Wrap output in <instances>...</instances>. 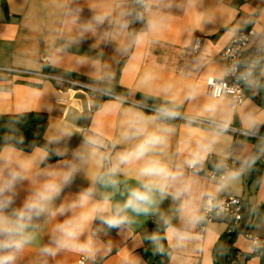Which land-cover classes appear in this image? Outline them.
<instances>
[{"label":"crops","instance_id":"obj_1","mask_svg":"<svg viewBox=\"0 0 264 264\" xmlns=\"http://www.w3.org/2000/svg\"><path fill=\"white\" fill-rule=\"evenodd\" d=\"M97 17H103L102 22H97ZM152 18L162 22L156 31L148 29ZM248 30L253 34L241 67L251 76L245 83V100L233 110L229 97L208 96L207 84L223 79L221 53L238 34ZM141 33L145 35L138 42ZM255 50L262 52L251 62ZM0 68L22 72L0 73V116L45 114L44 138L56 156L55 161L45 164L41 157L47 153L40 148L30 152L12 147L0 150V157L34 161V177L15 189L14 208L45 178L35 173L64 168L65 162L73 159L72 150L83 147L85 137H97L103 144L97 148L98 157L114 158L130 149L137 141L124 139L129 123L137 115H156L144 107L159 109L175 99L181 117L213 125L172 119L156 120L149 126V130L162 124L172 128L167 146L150 156L170 167L183 166L185 175L195 179L188 210L181 211L182 201L173 200L170 194L158 197L148 213H130L134 222L119 229L108 228L99 218L86 222L81 240L92 241L87 255L62 251L55 258L43 257L39 250L50 243L56 226L81 211L60 214L56 209L62 204L93 186L95 201L107 195L113 203L123 202L128 190L138 186L139 163L116 177V188L94 183V174L104 168L85 164L53 202V214L35 221V239L18 264H77L80 258L85 264H264V253L255 252L242 235L230 243L224 220L201 232V219L195 224L189 219L192 211L201 217L206 197H238L244 209L242 230L264 235V0H152L145 9H141L140 0H0ZM43 75L87 85L118 99L93 91L78 92L72 85ZM193 89L195 96L186 99ZM213 102L217 110L206 112V106ZM250 115L258 121L254 128L248 122ZM225 120L228 129L217 138L203 164L195 171L184 166L197 142L209 138ZM65 128L74 133L71 139L63 135ZM253 140L262 142L254 157ZM249 159L255 163L222 191L215 190L218 183L207 181L205 171L222 161L242 165ZM153 234L158 235V241L148 239ZM229 246L235 251L231 259L227 258Z\"/></svg>","mask_w":264,"mask_h":264},{"label":"clouds","instance_id":"obj_2","mask_svg":"<svg viewBox=\"0 0 264 264\" xmlns=\"http://www.w3.org/2000/svg\"><path fill=\"white\" fill-rule=\"evenodd\" d=\"M152 0H144L146 8L150 7ZM97 22H102L103 17H97ZM161 20L149 19V31H156L161 27ZM127 25H122L126 27ZM91 29L86 28L85 31ZM145 33L137 36L139 42ZM233 69H226L225 72ZM223 75V73L221 74ZM244 78L251 76V72H245ZM215 97L222 95V90L213 93ZM195 96V90L186 94V99ZM179 101L173 99L170 106L164 105L157 110L152 117L137 115L134 121L130 122L124 132L125 140H134L132 147L125 151L118 152L114 158L99 156L98 147H103L101 141L94 136L84 138L83 147L72 150L73 159L65 162L61 169H48L35 173L44 175L42 181L37 182L35 191L28 196L19 207H13L17 198L15 191L18 184L34 177V161H14L7 157H0L3 164L0 165V264H18L24 252L32 245L36 232L35 221L45 214L52 213L53 202L59 197L63 189L74 181L77 172L82 165L96 164L103 167L104 171L94 174V183L100 182L105 187L116 188L118 181L116 177L123 174L125 168L139 163L138 186L128 190L127 197L123 202L113 203L109 196L95 201V188L79 193L77 198L66 205H61L56 211L60 214L80 209L78 215L64 221L56 226L54 235L49 244L40 248V254L46 258H55L62 251H71L87 255L92 241L81 240L84 234L86 222L99 218L110 229H119L130 225L134 218L130 213L139 215L146 214L156 199L171 195L173 200L182 201L181 211L188 210L192 202V193L196 181L193 177L186 176L183 166L170 167L160 159L150 156L155 150L167 146L168 137L172 128L162 124L153 130L149 126L156 120L167 121L180 116L178 111ZM217 110V103L213 102L206 106L205 111L214 113ZM249 125L254 128L258 123L257 119L250 115ZM228 122L222 121L218 130L209 138L197 142L196 147L188 153L183 165L187 168L197 170L210 154L217 143V138L228 129ZM63 135L71 139L74 133L70 128L63 130ZM62 155V153H56ZM66 154V153H64ZM46 159V154L41 160ZM101 161L105 163L102 165ZM255 163V160L244 161L239 169L231 170L220 177L216 191H222L229 182L237 181L243 173ZM190 222L195 224L201 219L194 211L189 214ZM167 223V221H165ZM179 239L184 237L177 233ZM152 242L158 241L159 237L153 234L148 237Z\"/></svg>","mask_w":264,"mask_h":264},{"label":"built area","instance_id":"obj_3","mask_svg":"<svg viewBox=\"0 0 264 264\" xmlns=\"http://www.w3.org/2000/svg\"><path fill=\"white\" fill-rule=\"evenodd\" d=\"M141 9H145L144 0H140ZM253 34L251 30L245 31L243 33L238 34L232 42L227 46L223 52L221 53V58L225 63L226 69H233L232 71H228L223 73L222 80H211L207 84L206 93L208 96L220 99L222 97H229L231 101V109H235L239 105L243 103L246 98L245 94V83L247 78H244L243 72L241 70V61L245 50L247 48V44L249 41V37ZM200 45V39L196 40V46ZM261 50H255L251 62L256 61L260 55ZM0 73L4 75H12L15 73H22L19 71L11 70V69H2L0 68ZM46 78H51L55 81H60L66 83L68 85H72L76 87L78 92H88L93 91L97 94H100L102 97L118 99L116 96L111 94L103 93L99 90H95L87 85H83L76 82L71 81H63L60 79H55L51 76H44ZM217 90H222V95L220 97H215L213 93ZM91 107V104L88 103V108ZM147 111L151 113L157 114V108L153 107H144ZM177 121H186L193 124L202 125L205 127H213L208 122H202L194 119H187L179 116L176 119ZM242 165L233 160H224L214 168L205 171V176L209 183H219L220 177L226 175L229 171L239 169ZM217 220H224L227 224L226 228V236L229 239L235 238L239 235L245 237L251 243L255 252L264 253V235L255 236L251 233L242 230L243 222H244V209H243V201L238 197H230V198H212L206 197L203 201L201 208V224L199 229L203 232L209 224L214 223ZM77 264H85V259L80 258L77 261Z\"/></svg>","mask_w":264,"mask_h":264},{"label":"trees","instance_id":"obj_4","mask_svg":"<svg viewBox=\"0 0 264 264\" xmlns=\"http://www.w3.org/2000/svg\"><path fill=\"white\" fill-rule=\"evenodd\" d=\"M241 70H243L242 67ZM46 125V115L40 113L0 116V150L4 147H12L30 152L35 148H40L47 153L45 164L55 161L54 147L44 138ZM253 141L255 143L254 157L262 142L259 140ZM233 239H230V243ZM234 254L235 251L229 246L227 258L231 259Z\"/></svg>","mask_w":264,"mask_h":264}]
</instances>
